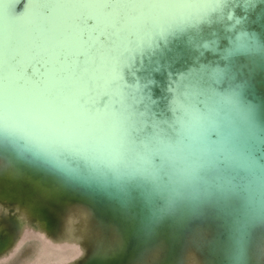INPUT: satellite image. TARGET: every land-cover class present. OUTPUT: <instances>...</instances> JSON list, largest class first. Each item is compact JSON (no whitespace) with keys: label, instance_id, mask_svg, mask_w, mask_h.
<instances>
[{"label":"water","instance_id":"1","mask_svg":"<svg viewBox=\"0 0 264 264\" xmlns=\"http://www.w3.org/2000/svg\"><path fill=\"white\" fill-rule=\"evenodd\" d=\"M38 230L264 264V0H0V257Z\"/></svg>","mask_w":264,"mask_h":264},{"label":"snow or ice","instance_id":"2","mask_svg":"<svg viewBox=\"0 0 264 264\" xmlns=\"http://www.w3.org/2000/svg\"><path fill=\"white\" fill-rule=\"evenodd\" d=\"M38 3H43L47 5L59 6L67 2V0H36ZM44 21L37 19L35 22L36 27L43 29ZM71 236L51 238L47 235L46 231L38 230L34 236L25 234L23 232L18 233V238L13 245V248L9 250L8 257L12 258L13 252H18L23 249V247L35 241L38 245V249L43 254H66L68 257L67 264H71V261L79 259L83 255L82 249L77 243H70ZM0 264H4L3 258L0 257Z\"/></svg>","mask_w":264,"mask_h":264},{"label":"rangeland","instance_id":"3","mask_svg":"<svg viewBox=\"0 0 264 264\" xmlns=\"http://www.w3.org/2000/svg\"><path fill=\"white\" fill-rule=\"evenodd\" d=\"M34 236V235H31ZM53 254H43L39 251L35 241L26 244L22 250L14 252L12 258L3 259L4 264H44L50 261Z\"/></svg>","mask_w":264,"mask_h":264}]
</instances>
